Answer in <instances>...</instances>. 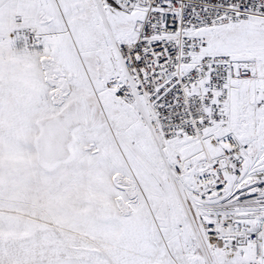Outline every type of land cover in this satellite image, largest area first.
Returning <instances> with one entry per match:
<instances>
[{"label":"snow or ice","instance_id":"obj_1","mask_svg":"<svg viewBox=\"0 0 264 264\" xmlns=\"http://www.w3.org/2000/svg\"><path fill=\"white\" fill-rule=\"evenodd\" d=\"M0 264H264V0H0Z\"/></svg>","mask_w":264,"mask_h":264}]
</instances>
